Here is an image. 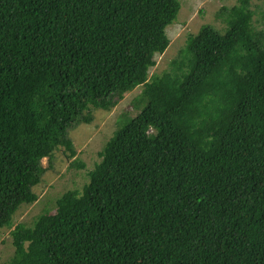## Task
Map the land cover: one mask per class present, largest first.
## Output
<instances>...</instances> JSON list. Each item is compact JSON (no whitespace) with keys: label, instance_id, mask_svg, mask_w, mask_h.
Listing matches in <instances>:
<instances>
[{"label":"trees","instance_id":"1","mask_svg":"<svg viewBox=\"0 0 264 264\" xmlns=\"http://www.w3.org/2000/svg\"><path fill=\"white\" fill-rule=\"evenodd\" d=\"M180 10L0 0V229L38 200L43 159L76 156L70 131L143 88L83 189L11 231L9 264H264V31L238 0L149 78Z\"/></svg>","mask_w":264,"mask_h":264},{"label":"rangeland","instance_id":"2","mask_svg":"<svg viewBox=\"0 0 264 264\" xmlns=\"http://www.w3.org/2000/svg\"><path fill=\"white\" fill-rule=\"evenodd\" d=\"M181 10L173 24L167 27L170 40L168 49L156 56V65L150 70L149 78L172 71L173 63L179 61L189 36L196 35L203 26H212L223 32L226 23L221 18L223 7L230 8L238 0H178ZM255 27L264 31V0H251ZM142 87L126 94L111 111L93 109L94 120L89 125H80L69 135L76 149V156L69 159L63 149L54 153L52 168L47 159L42 160L46 168L39 185L33 191L38 200L32 205L23 204L13 218L12 229H0V264H9L13 255L10 233L17 225L32 227L33 223L47 213H54L57 200L68 191H81L88 183V173L100 162L99 154L114 133L124 126L120 119L134 116V100L141 95ZM120 121V126H119ZM84 165V167H80Z\"/></svg>","mask_w":264,"mask_h":264}]
</instances>
